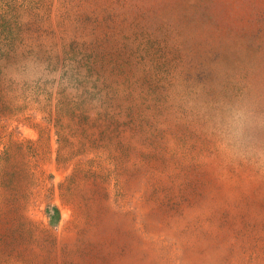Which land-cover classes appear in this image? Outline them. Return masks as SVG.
<instances>
[{
  "label": "rangeland",
  "instance_id": "rangeland-1",
  "mask_svg": "<svg viewBox=\"0 0 264 264\" xmlns=\"http://www.w3.org/2000/svg\"><path fill=\"white\" fill-rule=\"evenodd\" d=\"M0 264H264V0H0Z\"/></svg>",
  "mask_w": 264,
  "mask_h": 264
}]
</instances>
